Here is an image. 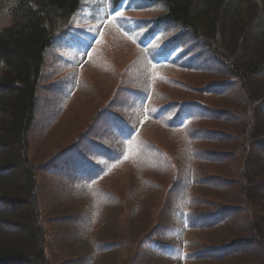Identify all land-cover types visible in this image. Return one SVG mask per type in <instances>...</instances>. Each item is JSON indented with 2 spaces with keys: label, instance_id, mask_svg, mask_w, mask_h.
<instances>
[{
  "label": "trees",
  "instance_id": "1",
  "mask_svg": "<svg viewBox=\"0 0 264 264\" xmlns=\"http://www.w3.org/2000/svg\"><path fill=\"white\" fill-rule=\"evenodd\" d=\"M151 2L165 14L149 21L158 25L137 42L141 55L100 65L103 78L89 88L82 73V94L57 121L59 135L73 141L36 161L30 151L46 55L58 39L83 36L73 27L83 0H0V264H52L47 227L62 229L74 246L82 234L72 227H80L105 254L127 245L131 255L121 264H135L147 244L176 255L164 239L177 214L199 237L176 256L192 264H264V0ZM163 21L170 26L164 41ZM151 54L167 60L153 64ZM74 125L81 127L75 134ZM169 135L179 142L170 144ZM111 167H131L136 184L122 169L102 193L111 200L110 227L113 207L122 204V225L109 230L96 217L106 205L88 193ZM60 182L85 203L76 213L50 197ZM95 253L74 264H92Z\"/></svg>",
  "mask_w": 264,
  "mask_h": 264
},
{
  "label": "rangeland",
  "instance_id": "2",
  "mask_svg": "<svg viewBox=\"0 0 264 264\" xmlns=\"http://www.w3.org/2000/svg\"><path fill=\"white\" fill-rule=\"evenodd\" d=\"M159 4V2L153 3L151 0H128V2H120L119 0H83L82 9L77 14L76 18H74L73 24L74 30H81L83 36L78 37V35H75L73 38L64 40L63 44H60L61 40L58 39L53 48L46 55L43 73L46 81V89L43 87L42 93L38 98L37 116L40 122H37V124L35 123V127L33 128L32 148L30 151L34 160L42 161L56 150L66 147L73 141L74 135L70 138L65 134L64 136L59 135L60 127L57 125V121H59L63 114L68 113L66 109L69 105L71 108L73 101L76 99L75 97L78 94H82L80 91L83 88V80L81 79L82 73L86 75L89 74V78L86 80V87L88 86L89 88L92 83L96 84L103 78V74L97 71L100 65L104 64V67H110L109 64L113 61L115 62L118 57H121L119 55L123 53L128 56V61L130 63L136 61L137 55H141L137 52L139 48L137 42L146 40L145 38L147 35L152 29L155 30L158 25V23L154 24V22L150 23L149 21L154 20L163 13L165 14V9ZM5 21L6 17L0 12V25L5 23ZM158 30V35L161 40L164 41L169 37L170 26H168L165 21H163ZM151 58L153 59V64L166 62L167 60L164 57H160L159 54H151ZM116 70L119 73L124 72L119 67H116ZM134 70L137 71V67H135L133 71ZM73 80L74 82H72ZM51 81L61 82L54 84ZM63 86L68 87L69 94ZM51 92H54V94ZM70 102L72 103L70 104ZM49 103H51L52 107L48 106ZM54 105L56 108L52 109ZM58 110L62 112L58 114ZM48 121H50L49 126L43 128ZM43 122H45L44 125L38 130V126ZM80 128V126L74 125L72 128L73 133L75 134ZM179 139V137L168 136V142L172 145L177 144ZM171 151L176 156L180 153L175 151L174 148H171ZM178 157L187 158L186 156L180 155ZM253 158L257 161L259 153L255 152ZM122 169H124V167L119 170L118 168L111 167V170H107L103 175L105 179L102 181V184L98 186V189L96 187L88 193V196L92 197V201L101 199L102 203L107 207L105 211L104 209H100L96 215L97 218L102 216L101 221L103 220V227L105 229L117 228L119 224L122 225L123 216L120 213L122 211L121 203L113 207V211L115 212L111 218V227L109 223H106V220L109 219L108 214L111 209V205L110 203L108 204V202L111 200L108 199L107 196L102 195L110 185L117 184ZM56 170L65 171V169L62 168ZM123 171L127 176L132 177V185L134 183L136 184L134 170L131 167H127ZM116 174L118 176H116ZM73 175H75L74 172ZM113 175L115 176L112 177ZM74 178L76 177L74 176L73 180ZM56 181V179H54L55 183L50 181L48 187H50L51 184L56 185ZM68 184L69 183H67V185ZM57 186H59V190L55 193L53 191H46L48 194L54 193V196L52 195L50 197H59L66 204L71 205L75 213L76 210H79L80 204H85L75 199L76 196H68L65 192L66 186H63V183L60 182ZM164 188L168 190V188H170V182H168ZM136 202V199L130 201L128 204V211H132L135 208L134 204ZM176 218L179 219V221H177L178 223L174 222ZM174 221L171 222L170 232L164 239V244L174 250L171 253H176V255H178L180 249L187 252L188 241L198 238L199 236L189 228L183 229L185 225L181 222L178 214ZM244 224L246 223L244 222ZM72 228L75 233L82 234L80 235V241H77L75 246L72 244V241L63 238L67 236L66 232L61 231L62 229L47 227L48 235L51 233L50 236H48L49 246L47 247V256L52 264H74V261H77L76 259L79 258L83 260L86 258L83 256L93 251L96 253L93 257L92 264H121L131 255L127 245L122 249L105 254L99 250L100 248L89 245V235L86 234L88 232L87 228L84 230L87 237H84L80 227L74 226ZM111 232L114 231L112 230ZM158 247L159 246L155 244L145 245L140 250V255L136 259L135 264H192L189 260L185 259V256H181V254L180 256H176L167 252L164 254L155 252ZM252 249L255 250V247L252 246ZM131 264H134V262Z\"/></svg>",
  "mask_w": 264,
  "mask_h": 264
}]
</instances>
